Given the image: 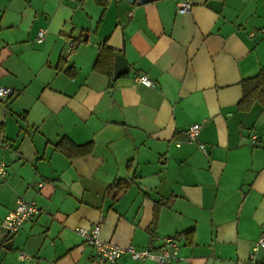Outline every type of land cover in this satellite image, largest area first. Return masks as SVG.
Instances as JSON below:
<instances>
[{
  "label": "crops",
  "instance_id": "1",
  "mask_svg": "<svg viewBox=\"0 0 264 264\" xmlns=\"http://www.w3.org/2000/svg\"><path fill=\"white\" fill-rule=\"evenodd\" d=\"M180 1L0 0V86L14 90L0 98V222L17 198L39 208L17 232L0 229V264H91L74 229L94 224L123 247L157 249L181 233L170 264L264 262L253 250L264 234V109H237L242 82L264 71V0H188L184 13ZM101 45L129 73L95 71ZM192 123L195 143L183 135ZM63 137L91 151L68 157ZM122 179L129 186L106 197Z\"/></svg>",
  "mask_w": 264,
  "mask_h": 264
},
{
  "label": "built area",
  "instance_id": "2",
  "mask_svg": "<svg viewBox=\"0 0 264 264\" xmlns=\"http://www.w3.org/2000/svg\"><path fill=\"white\" fill-rule=\"evenodd\" d=\"M76 1V0H70ZM190 1L181 0L178 6V12H187L190 8ZM264 33V29H262ZM46 34V30L41 28L37 31L34 40L41 42ZM72 45L69 46L68 52L71 50ZM137 83L144 86H152V80L146 75H138L135 77ZM14 93V90L10 87L0 86V98H5ZM200 123H192L186 127L183 131L184 140L187 142L195 143L200 133ZM256 136H253L255 139ZM179 142H177V145ZM198 148L206 153V145L204 143H198ZM5 163L0 162V180H4L5 176ZM39 212V208L33 201H29L23 198H17L13 209L7 212L4 218L0 222V229L7 233H15L21 229L25 221L30 219L33 215ZM75 233L79 235L86 243L92 246L94 250V256L91 264H106L113 263L123 255H127L130 259L138 262H145L148 260L153 261L155 264H170L171 261L176 259L179 242L174 237H165L162 240V244L157 249L151 248H136L132 245L123 247L115 244L111 241H104L99 238L100 227L98 224H94L90 227H76ZM259 248L264 249V234L260 235L253 245V250L256 251ZM256 264H264V262H257Z\"/></svg>",
  "mask_w": 264,
  "mask_h": 264
},
{
  "label": "trees",
  "instance_id": "3",
  "mask_svg": "<svg viewBox=\"0 0 264 264\" xmlns=\"http://www.w3.org/2000/svg\"><path fill=\"white\" fill-rule=\"evenodd\" d=\"M116 51L106 45H101L98 49L96 60L93 64V69L105 75H112L113 63ZM254 103H258L264 109V71H260L255 77L242 82V97L237 103V109L240 111L248 110ZM56 148L66 154L68 157L86 155L91 151V144L86 143L82 145L73 144L68 138L63 137L56 144ZM128 179L115 180L106 189L105 196L114 198L122 190L129 186ZM159 205L162 204L158 202ZM157 203V205H158ZM158 208V206H156ZM155 218L150 225V232L155 227ZM185 235L189 238L192 236V230L185 231ZM153 238L152 234H150ZM181 236L175 235L174 238L179 240Z\"/></svg>",
  "mask_w": 264,
  "mask_h": 264
},
{
  "label": "water",
  "instance_id": "4",
  "mask_svg": "<svg viewBox=\"0 0 264 264\" xmlns=\"http://www.w3.org/2000/svg\"><path fill=\"white\" fill-rule=\"evenodd\" d=\"M126 1H128L129 3L134 2V0H126ZM129 71H130V68L127 65L124 57L121 54H116L114 58L112 78L116 79L124 73H129Z\"/></svg>",
  "mask_w": 264,
  "mask_h": 264
}]
</instances>
